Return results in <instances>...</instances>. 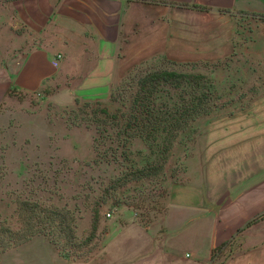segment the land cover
Listing matches in <instances>:
<instances>
[{
  "label": "crops",
  "instance_id": "0c3cea01",
  "mask_svg": "<svg viewBox=\"0 0 264 264\" xmlns=\"http://www.w3.org/2000/svg\"><path fill=\"white\" fill-rule=\"evenodd\" d=\"M0 7V101L55 81L92 84L101 96L120 73L152 58L264 69V0H9ZM262 97L253 116L224 129L223 159L199 178L173 183L153 218L112 219L86 256L64 255L39 235L0 264H264V88Z\"/></svg>",
  "mask_w": 264,
  "mask_h": 264
},
{
  "label": "rangeland",
  "instance_id": "374dc122",
  "mask_svg": "<svg viewBox=\"0 0 264 264\" xmlns=\"http://www.w3.org/2000/svg\"><path fill=\"white\" fill-rule=\"evenodd\" d=\"M157 70L184 75L153 92L149 108L161 126L139 123L142 116L127 126L130 113L143 110L134 102L140 80ZM62 82L33 94L10 91L0 101V227L24 228L23 209L32 207L34 219L54 218L48 235L33 238L43 235L78 257L99 246L112 219L148 221L165 209L173 183L199 178L223 159L224 129L253 116L263 99L264 69L152 58L120 73L101 96L92 95V84ZM191 100L210 111L182 127L176 118Z\"/></svg>",
  "mask_w": 264,
  "mask_h": 264
},
{
  "label": "trees",
  "instance_id": "16d2710c",
  "mask_svg": "<svg viewBox=\"0 0 264 264\" xmlns=\"http://www.w3.org/2000/svg\"><path fill=\"white\" fill-rule=\"evenodd\" d=\"M183 77L184 75L182 74H179L173 71H168V70H157V71H152V72L147 73L140 80L139 90L136 93L135 101H134L135 105H136V102H139L143 110L140 112V115H134V112H131L130 113L131 116H128L127 118V121H128L127 126L132 121L134 123H138L139 116H142L139 123L143 122L146 119L148 120V123L152 124L153 128L157 130L158 126H161L163 120L159 116V113L155 112L154 109L149 108L150 103L152 102L151 101L152 96H154L153 92L161 84H169L172 86L177 85L178 84L177 81L178 80L181 81ZM208 94L209 92L207 89L205 90V92H202L201 96L206 97ZM190 106H191L190 109L179 112V116L176 118L177 122L179 120L181 121L182 127H185L190 120H194L198 118L199 116L203 115L204 113H208L210 111V108L208 109L206 106L204 108H199L198 106H194L193 100H191ZM188 112H191V113L189 116H186ZM188 118H190V120ZM148 136H150V134H148ZM21 210H22V207L18 205L16 209L18 216L21 215ZM60 210L61 209L57 208V211H60ZM34 215L35 214H34V210L32 207H28V206L24 207L23 209V216L25 217L24 218V228L22 229L12 228L10 226L0 227V253L9 247H12V246L17 247L21 245L22 243L32 239L33 236L37 234L48 235L49 234L48 231H52L53 226H54L53 224L54 218L47 217L48 220L43 221L40 219H34ZM70 232L71 234H69V236L73 237L72 228L70 229ZM64 255H67V254H64ZM86 255H82V256H86ZM67 256H70V255H67ZM82 256H78V257H82ZM70 257H73V256H70Z\"/></svg>",
  "mask_w": 264,
  "mask_h": 264
},
{
  "label": "built area",
  "instance_id": "2783aa9c",
  "mask_svg": "<svg viewBox=\"0 0 264 264\" xmlns=\"http://www.w3.org/2000/svg\"><path fill=\"white\" fill-rule=\"evenodd\" d=\"M61 57H62L61 54H58V56H57V60L60 59Z\"/></svg>",
  "mask_w": 264,
  "mask_h": 264
}]
</instances>
